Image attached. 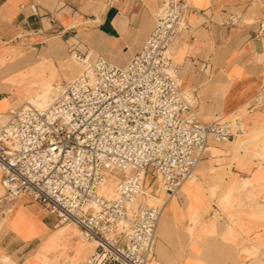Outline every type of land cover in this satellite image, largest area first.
Segmentation results:
<instances>
[{
  "label": "crops",
  "instance_id": "obj_1",
  "mask_svg": "<svg viewBox=\"0 0 264 264\" xmlns=\"http://www.w3.org/2000/svg\"><path fill=\"white\" fill-rule=\"evenodd\" d=\"M164 1L0 0V43L19 31L62 35L79 18L94 29L72 31L75 39L105 50L97 59L123 67L153 31ZM181 1L188 5L186 28L170 49L181 90L203 123L230 122L233 137L208 142L176 195L154 193L162 213L148 264H264V10L250 0ZM70 49L78 53V41ZM55 224L41 205L10 201L3 191L0 264H83L91 245L73 227Z\"/></svg>",
  "mask_w": 264,
  "mask_h": 264
},
{
  "label": "built area",
  "instance_id": "obj_2",
  "mask_svg": "<svg viewBox=\"0 0 264 264\" xmlns=\"http://www.w3.org/2000/svg\"><path fill=\"white\" fill-rule=\"evenodd\" d=\"M29 9L38 15L35 5ZM187 12L181 0L164 1L127 65L96 59L74 80L55 84L46 108L22 105L0 117L4 197L29 198L57 226H75L94 245L86 264H148L162 209L133 208L146 177L172 197L209 141L233 137L230 122L203 123L181 90L170 49ZM110 181L114 194L106 198L101 190Z\"/></svg>",
  "mask_w": 264,
  "mask_h": 264
},
{
  "label": "rangeland",
  "instance_id": "obj_3",
  "mask_svg": "<svg viewBox=\"0 0 264 264\" xmlns=\"http://www.w3.org/2000/svg\"><path fill=\"white\" fill-rule=\"evenodd\" d=\"M250 1L255 10H264V0ZM88 25L90 24H84L82 19L78 18V22L73 24V28L68 27L71 30L62 35L46 33L43 36L19 31L12 39L8 38L0 43V115H4V112L9 108L22 106L29 98L42 102L44 98L42 97L43 91L47 85H51L53 89L45 97L51 98L49 104L52 103L55 98V84L72 81L82 73L80 66H78L79 62H76L73 58L72 52L74 51L70 49L76 41H78V53L76 54L81 55L83 60L87 59L88 63L84 64L85 66L101 56L100 52L103 53L105 50L92 49L93 44L91 42H87L90 47L80 37L75 39L76 33L72 32L78 30V33H80L94 29ZM97 40L104 47L103 40L100 38ZM129 58L121 65H125ZM7 98L17 105L14 107L9 104ZM148 182H150L149 185ZM160 189V185L154 177H146L143 192H146V194L151 193L150 196L154 197V193L160 191ZM107 190H114L112 181L107 184L101 193L106 195ZM2 194L3 191L0 189V195ZM150 199L143 194L138 197L133 208L141 203L151 207H156L157 204L161 203L159 197L156 198L158 201L154 202L153 199ZM41 208L44 214L47 215L44 208L42 206ZM67 227L71 228L73 225ZM86 260L87 258L84 259L83 264H86Z\"/></svg>",
  "mask_w": 264,
  "mask_h": 264
},
{
  "label": "bare ground",
  "instance_id": "obj_4",
  "mask_svg": "<svg viewBox=\"0 0 264 264\" xmlns=\"http://www.w3.org/2000/svg\"><path fill=\"white\" fill-rule=\"evenodd\" d=\"M18 52V51H17ZM84 64H86V62L85 61H83V62H79L78 63V66H80V70L81 71H84V70H86V68H87V65L85 66ZM80 75V74H79ZM12 84V83H11ZM51 89H53V88H51V85H47L45 88H44V91H43V95H42V97H44L43 99H42V102H37V101H34V99H27L26 101H25V103L23 104V105H33V106H35V107H37V108H46L47 106H49L50 104H49V102H51V98H46L45 96L46 95H48V93H50L51 92ZM11 90V89H10ZM9 90V91H10ZM47 104H49V105H47ZM1 116H3V115H0V117ZM195 172V171H194ZM194 174V173H193ZM193 176V175H192ZM192 178V177H191ZM103 189H105V188H103ZM103 189L101 190V192L103 191ZM114 189H115V187H114ZM156 192H158L159 194H161V195H165V193L160 189V191H156ZM113 194H114V190H107V192H106V198H112V196H113ZM143 194L146 196V197H148L149 199L151 198V199H153V197H151L150 195H151V193H149V194H146V192H143ZM150 199V200H151ZM159 205V204H158ZM70 224H68V225H65L64 227H67V226H69ZM58 227H61V226H57V228ZM73 228L74 229H76L77 230V232H78V239H79V241L80 242H83V243H88V244H90L91 245V248H93L94 247V245H93V243H91V242H85V241H82V240H80V236H79V231H78V229L75 227V226H73Z\"/></svg>",
  "mask_w": 264,
  "mask_h": 264
}]
</instances>
